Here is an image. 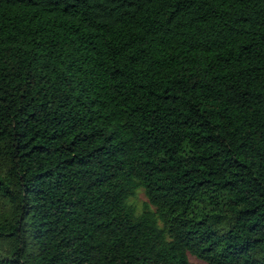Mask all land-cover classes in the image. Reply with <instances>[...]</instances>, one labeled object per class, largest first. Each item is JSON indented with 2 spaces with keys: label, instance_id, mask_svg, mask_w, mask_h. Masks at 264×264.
<instances>
[{
  "label": "trees",
  "instance_id": "trees-1",
  "mask_svg": "<svg viewBox=\"0 0 264 264\" xmlns=\"http://www.w3.org/2000/svg\"><path fill=\"white\" fill-rule=\"evenodd\" d=\"M0 264H264V0H0Z\"/></svg>",
  "mask_w": 264,
  "mask_h": 264
},
{
  "label": "rangeland",
  "instance_id": "rangeland-1",
  "mask_svg": "<svg viewBox=\"0 0 264 264\" xmlns=\"http://www.w3.org/2000/svg\"><path fill=\"white\" fill-rule=\"evenodd\" d=\"M147 197L143 190H139V192L132 198V202L138 207L139 210L145 208L147 204Z\"/></svg>",
  "mask_w": 264,
  "mask_h": 264
}]
</instances>
